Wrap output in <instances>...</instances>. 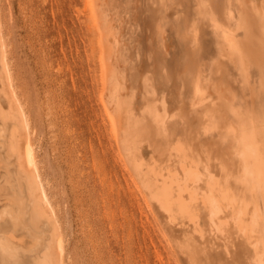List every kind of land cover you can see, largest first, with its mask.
Listing matches in <instances>:
<instances>
[{"label": "bare ground", "instance_id": "1", "mask_svg": "<svg viewBox=\"0 0 264 264\" xmlns=\"http://www.w3.org/2000/svg\"><path fill=\"white\" fill-rule=\"evenodd\" d=\"M116 157L176 264H264V0H84ZM0 5V264H70Z\"/></svg>", "mask_w": 264, "mask_h": 264}, {"label": "rangeland", "instance_id": "2", "mask_svg": "<svg viewBox=\"0 0 264 264\" xmlns=\"http://www.w3.org/2000/svg\"><path fill=\"white\" fill-rule=\"evenodd\" d=\"M0 5L14 88L70 264H176L129 187L103 121L85 1Z\"/></svg>", "mask_w": 264, "mask_h": 264}]
</instances>
